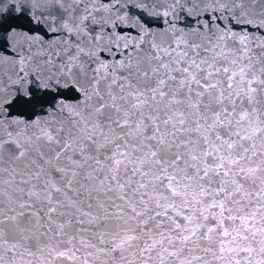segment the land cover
<instances>
[{
  "label": "snow or ice",
  "instance_id": "snow-or-ice-1",
  "mask_svg": "<svg viewBox=\"0 0 264 264\" xmlns=\"http://www.w3.org/2000/svg\"><path fill=\"white\" fill-rule=\"evenodd\" d=\"M0 264H264V0H0Z\"/></svg>",
  "mask_w": 264,
  "mask_h": 264
}]
</instances>
